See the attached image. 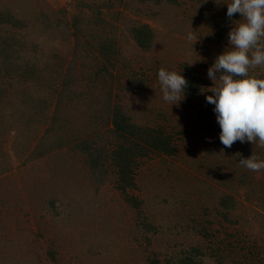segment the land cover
<instances>
[{"label": "rangeland", "instance_id": "obj_1", "mask_svg": "<svg viewBox=\"0 0 264 264\" xmlns=\"http://www.w3.org/2000/svg\"><path fill=\"white\" fill-rule=\"evenodd\" d=\"M81 1L108 4L109 9L99 8L106 23L97 34L115 45L112 102L135 125L161 129L176 153L139 162L138 188L132 192L142 201L137 211L115 190L112 169L104 185H94L82 152L73 145L58 147L59 132L56 137L52 133L43 144L49 150L37 157L39 139L52 123L42 118L41 111L31 115L25 109L23 118L30 125L17 126V111L28 102L17 95L23 88L7 86L0 96V264H148L149 259L177 264L181 253L193 247L200 249L202 264H264V171L252 172L239 164L251 155L264 158V147L237 141L225 148L214 105L205 99L216 86L208 69L229 46L231 28L243 22L220 19L230 0H178V6L164 1L159 6L137 0ZM76 2L0 0V8L29 21V28L18 37L28 47H19L15 57L32 58L48 77L75 63L78 74L81 63L88 74L108 67L107 58L97 52L84 54L86 31L76 32L69 22L58 25L54 17L48 16L47 22L37 18L62 8L67 20L78 16L81 28L91 31L99 14L78 9ZM88 18L91 25L85 24ZM143 24L154 34L148 52H142L130 35L131 28ZM224 26L226 39L218 42ZM191 28L198 41L186 39ZM9 31L3 29L0 36ZM185 65L192 69L189 76L198 93L185 96L177 106L164 102L157 71H182L185 77ZM249 74L264 79V67L250 69ZM131 77L145 86H134ZM59 83L37 89L38 98L50 106L44 115L54 110L52 90ZM90 88L85 91L93 94ZM85 99L87 103L93 98ZM82 104L83 99L61 110L58 119H64H57L53 130L63 127V135L93 139L94 148H98L95 142H114L106 125H90L97 105ZM5 167L8 170L3 171ZM224 196L231 197L228 209L219 203Z\"/></svg>", "mask_w": 264, "mask_h": 264}, {"label": "trees", "instance_id": "obj_2", "mask_svg": "<svg viewBox=\"0 0 264 264\" xmlns=\"http://www.w3.org/2000/svg\"><path fill=\"white\" fill-rule=\"evenodd\" d=\"M137 1L139 4L149 2L155 6H159L162 1L173 6H178L180 4L178 0ZM212 4L211 1L210 5ZM107 5V3L98 4L94 1L87 5L81 0H77L75 3V6L80 10L85 8L90 10L93 9L94 13L99 14L98 20L92 25L90 23L91 21H88L89 18L86 19L87 23L85 24L92 26L91 31L81 28L83 24L80 25L81 19L78 16L71 15V19L67 20L64 15L65 10L62 8H60L58 12L55 11L50 15L42 12L37 16L38 20L41 22H47L49 17H54L58 25L69 22L70 26L73 27V30L76 32L80 33L86 31L82 33L87 45L84 54L92 51L97 52L100 57L107 58L106 63L108 67H103L99 71L92 69L91 74L83 70L84 64L82 63L80 65L82 72L78 74L75 69V63L63 70L59 69L52 77L43 74V69L32 58L25 60L22 57H15L19 47H28V43L25 40L21 43L23 37H18L29 28V21L28 19L21 18L20 15H17L10 9L0 8V32L5 28L10 30L9 33H4L7 34L6 36H0V85L3 87L0 89V96L7 86L23 88L24 91L17 92V95L26 97L28 103L21 110L17 111L18 115L15 116L16 118L14 121L20 128L23 125L27 127L30 125L29 121L23 118L25 109H29L31 115L38 114V111H41L42 118L52 123L39 139L41 142H38V148L41 149V155H37V157H42V155L45 154L42 150H49L47 148L43 149V144H45V141L50 140L52 133L54 132V137H56L59 136V132L62 136L58 139V147L71 148V145H73L72 149H79L82 152L85 157V164H87L88 167L90 179L93 181L94 185L97 187L104 185L110 169H112L115 178V190L119 192L121 198L130 207L140 211L142 201L132 194V192L136 191L138 188L135 179L136 167L139 165L140 161H144L145 158L151 156H173L176 153V148L161 129L135 125L129 116L122 113L121 106H119L118 103L112 102L110 87L114 80V73L112 70L114 68L113 61L116 53L115 45L109 41H101L99 34H97L102 27L101 24L106 23L100 18L102 14L99 8H108ZM58 16H61V19H59ZM240 18L239 14H233L231 21L235 23L240 22ZM220 19L228 23L226 15L225 17H220ZM226 27L227 26L221 27L222 34L218 42H222L226 39V35L224 34ZM130 35L136 46L142 52H148L153 48L154 34L148 25L143 24L131 28ZM35 47L36 46H34V48ZM185 70L187 73L184 78L188 81V87L185 89V96L189 97L198 93V87L194 83V79L189 76V72H192V69L188 65H185ZM135 77L130 78L131 84L134 86H145V83L136 80ZM57 81H60V83L57 85V88L55 87L52 90L56 97L54 110L51 115H44L50 106L44 99L38 98L39 91L37 89L39 87L52 88L51 84L55 86ZM87 87H91L90 91H92L93 94L85 91ZM56 89L58 91H56ZM87 95L93 99L86 103L85 98ZM82 99V107L84 108L97 105V108L94 109L95 115L92 117V122L94 124L90 125H93V128H97L98 123L101 125L103 123V126L106 125L107 131L110 132L114 142L111 144H109V141L107 143L95 142L98 148H94L92 147L93 139H87L86 137L76 134L72 137L69 134L63 135V127L59 128V130H53V125L59 118L61 110L71 108L73 103L77 104L78 102V104H80ZM63 119L60 117V120H58L62 121ZM98 130L99 129L92 131L90 135H93L94 132ZM31 133L32 136H34V130H32ZM38 148L36 149L38 150ZM6 170H8V167L3 169V171ZM230 200L231 197L224 196L219 203L223 209H228L231 207L229 203ZM201 256L202 253L200 249L193 247L190 252L184 253L183 251L181 253L179 258H177V264H202L198 259ZM148 264H158V260L149 259Z\"/></svg>", "mask_w": 264, "mask_h": 264}, {"label": "clouds", "instance_id": "obj_3", "mask_svg": "<svg viewBox=\"0 0 264 264\" xmlns=\"http://www.w3.org/2000/svg\"><path fill=\"white\" fill-rule=\"evenodd\" d=\"M233 14L243 22L231 28L229 46L208 69L207 76L216 86L205 99L214 105L219 140L225 148L237 141L264 147V79L249 74L250 69L264 67V0H230L226 16L231 20ZM186 39L198 41L193 29ZM181 72L157 71L162 100L175 106L184 100L188 87ZM239 164L252 172L264 171L260 156L241 158Z\"/></svg>", "mask_w": 264, "mask_h": 264}]
</instances>
